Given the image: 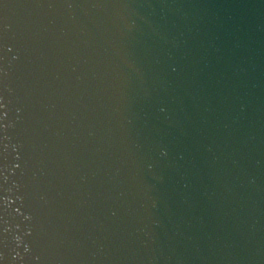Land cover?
I'll return each mask as SVG.
<instances>
[{
    "label": "water",
    "instance_id": "water-1",
    "mask_svg": "<svg viewBox=\"0 0 264 264\" xmlns=\"http://www.w3.org/2000/svg\"><path fill=\"white\" fill-rule=\"evenodd\" d=\"M0 264H264V0H0Z\"/></svg>",
    "mask_w": 264,
    "mask_h": 264
}]
</instances>
